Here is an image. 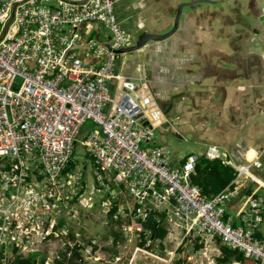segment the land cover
Instances as JSON below:
<instances>
[{"label": "built area", "instance_id": "built-area-1", "mask_svg": "<svg viewBox=\"0 0 264 264\" xmlns=\"http://www.w3.org/2000/svg\"><path fill=\"white\" fill-rule=\"evenodd\" d=\"M23 1L0 0V34L14 4ZM55 1L28 0L18 6L0 42V264L32 255L47 264L45 253L56 242L65 252L68 190L79 179L66 169L88 121L94 129L82 146L93 161L97 186L122 187L136 221L162 213L164 224L183 240L202 244L206 264H216L205 253L215 239L251 264H264V186L255 180L264 182L253 173L261 168L264 152L232 164L234 182L204 198L192 183L200 156L190 154L182 165L172 166L167 152L154 143L155 131L167 121L147 81L116 71L119 51L129 39L114 16L113 1ZM88 23L103 24L104 44L80 37ZM79 49L99 62L82 61ZM204 158L230 164L215 146L207 148ZM240 168L247 173L241 175ZM242 191L235 213L241 225L234 227L225 211ZM56 261L58 252L51 264Z\"/></svg>", "mask_w": 264, "mask_h": 264}, {"label": "crops", "instance_id": "crops-1", "mask_svg": "<svg viewBox=\"0 0 264 264\" xmlns=\"http://www.w3.org/2000/svg\"><path fill=\"white\" fill-rule=\"evenodd\" d=\"M112 1L114 16L132 46L142 34L167 33L174 23L176 7L198 0ZM224 1H230L233 9H220L211 15H207L210 12L206 9L196 14L188 12L182 19L180 17L178 30L169 39L150 42L138 52L121 55L116 62V71L147 81L154 101L170 126L163 129L164 133L171 130L180 139L194 134L199 140L206 138L207 141L220 135L222 141H226L223 153L230 164L220 162L233 169L235 179L232 164H244L254 157V152H264V0H249L245 13L241 10L245 9L248 0H211L209 4ZM233 12L237 17L235 21L230 18ZM200 14L207 16L199 17ZM213 24L221 32L222 27H226L225 40L214 37ZM105 36L96 32L91 23L85 24L80 33L84 40L101 44L105 43ZM76 53L86 63L99 62L86 50L79 49ZM92 129L93 124L85 134ZM200 130L205 137L200 136ZM224 133L230 135L229 143ZM204 153L198 155L199 161L207 160ZM187 156L171 158L170 162L172 166H180ZM243 170L246 169L240 168L241 175L245 174ZM258 173L264 179V153L262 169ZM124 191L113 185L108 188L104 205L109 206L108 213L112 207L116 208L112 218L119 211L116 202ZM244 193L242 191L226 207L225 218L234 227L241 225L235 213ZM121 227L131 234L127 230L130 225ZM165 229L167 236L170 235L168 225ZM66 233L63 238L66 236L67 247L72 248L74 239H71L69 227ZM76 236L78 239L72 246L83 242V236Z\"/></svg>", "mask_w": 264, "mask_h": 264}, {"label": "rangeland", "instance_id": "rangeland-1", "mask_svg": "<svg viewBox=\"0 0 264 264\" xmlns=\"http://www.w3.org/2000/svg\"><path fill=\"white\" fill-rule=\"evenodd\" d=\"M52 1L56 3L55 0ZM210 1L209 3H211ZM209 3L184 8L181 19L188 12L196 14L199 10L206 9L210 12L207 15H211V13H217L220 9L231 10L234 6L230 1L217 2L215 5ZM249 4L248 0L245 9L241 10L243 13L248 10ZM177 9L178 6L176 7V13ZM207 15L200 14L199 17ZM230 18L233 21L237 19L234 12ZM91 25L96 32H100L101 36L107 33L103 24L91 23ZM212 27L214 37L217 36L225 40L226 33H228L226 27H224L225 29L222 27V32L216 24H213ZM20 83L21 80L19 78L16 79V84L19 85ZM91 127L92 124L88 121L83 129L84 131L77 139L71 160L74 168L69 172L73 176H79L78 180H72L74 182L71 183V187L68 190L70 192L68 195L71 208V220L68 227L74 243L78 239L76 235L83 236V242L79 244L82 264H206L205 259L201 256L202 251L198 252L195 250L196 245H201L199 241L194 238L183 240L182 234L172 231L169 226L170 235L162 242L157 241L151 245L147 239L144 247L139 246L141 238L139 232L136 231V220L131 214L133 202L125 191L122 192L116 202L119 209L118 213H116V218L111 219L108 216L107 210L109 206L104 205L108 186L106 184L100 187L97 186L93 161L88 157L85 148L82 146V141L86 136L85 132ZM169 127L166 124L161 129L156 130L154 141L156 145L168 152L169 159L174 158L176 160L179 157L190 154H203L210 145L216 146L223 152L226 146V141H222L220 135L215 136L211 141H207L206 138L199 140L194 134L185 135V139H180L171 130H168L167 133L163 132L164 128L169 129ZM200 136L205 137L203 130H200ZM224 136L227 137V142L229 143L231 140L230 135L227 136V133H224ZM142 148H146V145L143 144ZM253 187L251 186V188ZM98 189H100V192H97ZM121 225H130L132 228L131 234L124 231ZM54 244L56 245L53 250L45 253L48 255V259L45 258L47 264H51L57 252L60 260L62 259L61 253L64 247H61L57 242ZM220 246L216 239L209 244L205 252L209 260L215 262L220 256ZM151 248L152 250H150ZM179 250L180 252H178ZM170 259H172L171 262Z\"/></svg>", "mask_w": 264, "mask_h": 264}, {"label": "trees", "instance_id": "trees-1", "mask_svg": "<svg viewBox=\"0 0 264 264\" xmlns=\"http://www.w3.org/2000/svg\"><path fill=\"white\" fill-rule=\"evenodd\" d=\"M262 159L263 156L261 158V162ZM73 168V163L70 162L66 172L71 171ZM261 169L262 166L261 168L254 170L253 173L264 182V179L258 173ZM233 179L234 171L231 167L224 165L219 160L208 161L201 159L196 165L194 175L192 176V183L201 190V194L204 198L209 199L210 197L223 191ZM255 181L259 183L261 187L264 186V184L259 182L258 179ZM115 212L116 208L112 207L108 213L111 219ZM163 220L164 215L162 213H151L144 222L136 221V231L139 232V236L141 238L139 246L144 247L147 239L148 243L153 245L155 242L163 241L166 238L167 231ZM200 248L201 247L199 245L195 246V250ZM80 250V247L76 244L72 246V248L66 247L65 252L61 253L62 259L60 261H56L55 264H82ZM178 252H180V250ZM219 252L220 257L216 259L217 264H230L232 262L251 264L250 261L243 258L242 254L237 251H232L225 246L221 245L219 247ZM67 254H69V256H67ZM35 258L36 257L34 255L26 258H19L16 256L12 264H44V257L38 259V263L35 261Z\"/></svg>", "mask_w": 264, "mask_h": 264}, {"label": "water", "instance_id": "water-1", "mask_svg": "<svg viewBox=\"0 0 264 264\" xmlns=\"http://www.w3.org/2000/svg\"><path fill=\"white\" fill-rule=\"evenodd\" d=\"M28 0L23 1L22 3H16L14 4L10 17L7 20L5 26L3 27L1 34H0V42L4 39V37L6 36L11 24L13 23L14 20V16H15V11L16 8L18 6H20L21 4H24L25 2H27ZM64 3H68V4H74V5H83L85 4L88 0H82L80 2H71L70 0H60ZM199 3H209V1L207 0H198L192 3H184L181 4L178 9H177V13L174 19V23H173V27L170 31H168L167 33L163 34V35H154V34H142L140 35L137 40L135 41V43L132 46H129L128 48L122 49L119 51L120 55L123 54H130V53H135L140 51L141 49H143L147 44H149L150 42H161L164 40L169 39L171 36H173L176 31L178 30L179 27V21H180V17L182 15V11L184 8L190 7V6H194L197 5Z\"/></svg>", "mask_w": 264, "mask_h": 264}, {"label": "bare ground", "instance_id": "bare-ground-1", "mask_svg": "<svg viewBox=\"0 0 264 264\" xmlns=\"http://www.w3.org/2000/svg\"><path fill=\"white\" fill-rule=\"evenodd\" d=\"M242 172H243V173H246V170H243Z\"/></svg>", "mask_w": 264, "mask_h": 264}]
</instances>
